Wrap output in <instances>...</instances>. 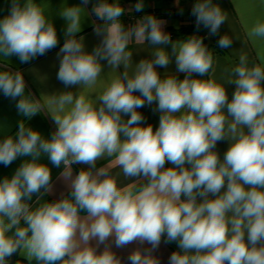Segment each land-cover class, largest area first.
<instances>
[{
    "label": "clouds",
    "instance_id": "obj_1",
    "mask_svg": "<svg viewBox=\"0 0 264 264\" xmlns=\"http://www.w3.org/2000/svg\"><path fill=\"white\" fill-rule=\"evenodd\" d=\"M89 3L65 4L58 13L66 28L57 80L78 92L37 99L25 95L21 71L5 64L0 70V92L16 101L23 118L14 136L0 140V164L23 158L0 179V264H10L17 253L27 264H122L110 238L117 248L150 245L132 251L130 264H161L153 253L162 239L178 245L169 264H264V52L258 50L259 62L251 64L240 52L225 82L236 86L229 100L225 83L210 77L214 54L201 37L173 41L165 21L151 14L131 26L122 23L126 12L143 11V0L127 10L119 0H95L91 14L102 23L93 31L100 42L87 52L79 34ZM191 14L209 35L228 20L213 0H196ZM247 36L264 41V21L257 19ZM146 41L170 45L171 55L154 47L151 59L134 64L131 46ZM58 43L41 3L11 0L0 19V58L28 63ZM231 44L226 34L218 40L222 49ZM173 56L182 80L157 71ZM101 61L111 69L106 78ZM153 104L160 113L155 130L138 111ZM42 113L55 125L47 138L25 124ZM224 139L230 146L221 160L215 149ZM45 156L53 166L63 165L60 176L70 188L69 196L53 202L42 201L52 190L51 169L40 162ZM102 158L110 159L96 168ZM73 164L88 168L73 176ZM121 174L135 179L119 186Z\"/></svg>",
    "mask_w": 264,
    "mask_h": 264
},
{
    "label": "crops",
    "instance_id": "obj_2",
    "mask_svg": "<svg viewBox=\"0 0 264 264\" xmlns=\"http://www.w3.org/2000/svg\"><path fill=\"white\" fill-rule=\"evenodd\" d=\"M36 3H41V5L46 9V15H48L56 28L59 43L58 45L48 51L45 55L38 56L32 59L28 63H21L18 57L12 56L8 58V61L0 58V70H4V64L11 71H21L24 75L26 81V94L30 92L35 98L39 99L41 95H50L60 91H72L74 93L78 92V86L65 88L64 85L57 80V71L59 68V58L57 53L60 47L63 45L65 36L64 30L66 28L65 20L59 16L60 9L66 4L67 6L79 5L81 0H35ZM95 0H90L87 5V10L89 15L85 17L82 24V32L79 35L84 37L85 50L91 52L93 48L99 44L100 37H98L93 28L96 24L102 23L93 14H91V8ZM137 1L128 4V9L133 8ZM144 9L142 12H136L134 9L129 13L127 19L122 22L125 26L133 25L137 19L143 15H147L146 12L153 9H161L165 11V15L161 19L165 21L164 31L170 34L173 41L181 40L182 38L173 36L170 28H178L183 24L188 22V12L192 8V3L188 2L183 5L179 3V0H143ZM23 3V0H21ZM214 4H218L223 11L228 14V20L225 21L216 35H209V29H207V36L218 46V40L223 35H228L232 38V44L230 48H223L225 53H221L218 49L215 50L214 54V65L213 71L210 73V77L217 80L218 83H225L229 78L231 69L238 63V57L241 51L249 55L250 64L259 62L257 59V51L261 50L264 52V41L253 43L247 36V29L257 20L264 21V0H213ZM11 5V0H0V19L6 16L9 12ZM175 10L174 15L170 12ZM182 10V11H181ZM85 15L82 13V16ZM154 47H164L166 51L171 55L170 45H160L153 46L147 41L144 45L133 44L130 50H133V63H138L141 59H151V53ZM220 49V47L218 46ZM222 49V48H221ZM104 65L103 75L105 78L107 74L111 71L110 67L107 65L106 61H101ZM264 66V65H262ZM163 78L167 74H175L178 79H183V73H177L175 57H172V62L167 68H157ZM194 78L195 74H194ZM203 78V77H201ZM103 80V77H102ZM226 92L229 100H231L233 93L235 91L234 84L225 83ZM98 91H102V84H98ZM139 95V93H136ZM95 98V94H93ZM16 101L7 98L0 92V140L6 136H14L17 128L18 121L23 118L18 114L16 110ZM156 107L153 105H145L144 107L138 109V111L144 116V125L151 124L155 130L159 124V112H154L153 109ZM127 120L128 116L122 117ZM26 126H31L33 129L40 131L42 137L47 138L51 136V133L55 131V125L51 118L46 114H38L33 117L31 121H25ZM123 138V137H122ZM230 146V141L224 139L217 143L216 151L219 153L221 160L223 159L224 153ZM110 158H102L97 161L96 168H100L108 163ZM23 158H17L11 165L5 167L0 164V179L5 176H11L15 169L20 165ZM41 163L47 164L52 173V190L50 193L45 194L42 197V201L59 200L62 197H67L70 194V188L68 187L65 180L60 176L63 171V165L61 168L53 166L47 157H42ZM73 176H75L81 169H87L86 164H73L72 166ZM165 167H171L170 164L166 163ZM95 171V170H94ZM118 172L119 169H113V172ZM133 179H125L121 174L118 178V185L124 186L128 183L133 182ZM147 182V181H144ZM183 198V197H182ZM35 200V197H33ZM81 215H86V213L81 212ZM95 245V241H91ZM112 251L121 258L122 264H130L128 256L130 253L137 248L144 250L150 247L148 244H140L139 242H134L123 248H117L114 243V238H110L108 241ZM104 245H100L98 251H102ZM178 250L177 242L165 243L162 239L161 244L158 249H156L153 255L160 259L161 264H169V256L172 252ZM17 257L27 264L24 257L17 253ZM32 264H37L35 260Z\"/></svg>",
    "mask_w": 264,
    "mask_h": 264
},
{
    "label": "trees",
    "instance_id": "obj_3",
    "mask_svg": "<svg viewBox=\"0 0 264 264\" xmlns=\"http://www.w3.org/2000/svg\"><path fill=\"white\" fill-rule=\"evenodd\" d=\"M135 1H137V0H119V3L127 10L128 4L131 2H135ZM109 2H112V0H109ZM188 2H191L192 5H194L196 0H179V3L181 5L188 3ZM191 10H192V8L188 12V17H189V23L188 24H183L178 28H173V27L170 28L173 36H177V37H180L182 39H185L188 36L193 35V34L198 35L203 40L206 38L209 41L210 50L213 53L215 52L216 49H218L219 52L224 54L225 51L221 48L219 49L218 46L207 36V28H205L203 25H201L199 28H197L196 22H195V17L191 14ZM146 14H151V15L156 16L157 18H162L165 15V11H163L161 9H153V10L146 12ZM128 16H129V13L126 12V14L121 18L122 22H124ZM53 201L54 200H51V199L49 200V202H53ZM17 260L21 261L18 257H17Z\"/></svg>",
    "mask_w": 264,
    "mask_h": 264
},
{
    "label": "water",
    "instance_id": "obj_4",
    "mask_svg": "<svg viewBox=\"0 0 264 264\" xmlns=\"http://www.w3.org/2000/svg\"><path fill=\"white\" fill-rule=\"evenodd\" d=\"M203 43L207 46V48L210 50V43L209 41L205 38L203 40ZM17 254H14L11 258H10V264H17Z\"/></svg>",
    "mask_w": 264,
    "mask_h": 264
},
{
    "label": "rangeland",
    "instance_id": "obj_5",
    "mask_svg": "<svg viewBox=\"0 0 264 264\" xmlns=\"http://www.w3.org/2000/svg\"><path fill=\"white\" fill-rule=\"evenodd\" d=\"M175 10H172V12H170L171 13V15H174V12ZM189 23V17H188V22L186 23V24H188Z\"/></svg>",
    "mask_w": 264,
    "mask_h": 264
}]
</instances>
